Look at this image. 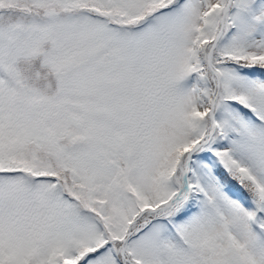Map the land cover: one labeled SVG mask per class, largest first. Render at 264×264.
<instances>
[{
    "label": "snow or ice",
    "instance_id": "obj_1",
    "mask_svg": "<svg viewBox=\"0 0 264 264\" xmlns=\"http://www.w3.org/2000/svg\"><path fill=\"white\" fill-rule=\"evenodd\" d=\"M0 264H264V0H0Z\"/></svg>",
    "mask_w": 264,
    "mask_h": 264
}]
</instances>
